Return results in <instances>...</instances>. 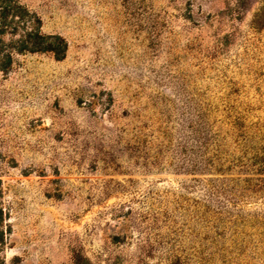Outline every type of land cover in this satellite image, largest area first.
Listing matches in <instances>:
<instances>
[{
    "label": "rangeland",
    "instance_id": "obj_1",
    "mask_svg": "<svg viewBox=\"0 0 264 264\" xmlns=\"http://www.w3.org/2000/svg\"><path fill=\"white\" fill-rule=\"evenodd\" d=\"M16 1L0 264H264V0Z\"/></svg>",
    "mask_w": 264,
    "mask_h": 264
},
{
    "label": "trees",
    "instance_id": "obj_2",
    "mask_svg": "<svg viewBox=\"0 0 264 264\" xmlns=\"http://www.w3.org/2000/svg\"><path fill=\"white\" fill-rule=\"evenodd\" d=\"M67 43L57 35L41 32V21L16 0H0V70L12 63L14 54L51 53L61 60ZM2 232L0 231V240Z\"/></svg>",
    "mask_w": 264,
    "mask_h": 264
}]
</instances>
